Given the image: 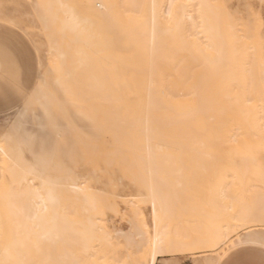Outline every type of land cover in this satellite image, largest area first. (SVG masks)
Instances as JSON below:
<instances>
[{"label": "bare ground", "instance_id": "obj_1", "mask_svg": "<svg viewBox=\"0 0 264 264\" xmlns=\"http://www.w3.org/2000/svg\"><path fill=\"white\" fill-rule=\"evenodd\" d=\"M231 2L32 1L51 69L28 102L64 135L33 151L12 131L18 111L0 139V264H165L213 252L220 230L237 248L259 239L264 32ZM125 186L140 194L120 196ZM120 200L149 204L152 232L109 229ZM158 234L166 250L153 257Z\"/></svg>", "mask_w": 264, "mask_h": 264}, {"label": "rangeland", "instance_id": "obj_2", "mask_svg": "<svg viewBox=\"0 0 264 264\" xmlns=\"http://www.w3.org/2000/svg\"><path fill=\"white\" fill-rule=\"evenodd\" d=\"M32 1L33 0H0V36L7 39L10 54L16 57L19 62L24 65V86L27 90L26 97H18L15 95V83L12 77V69L10 65L0 62V139L8 130L9 125L13 122V116H15L16 112L21 111L20 109H23V105L28 102L30 95L32 96L36 91L40 84L39 82H41L42 76L50 73L51 69V56L47 52L48 39L45 35V31H43L42 24L34 13ZM231 6L233 11H239L247 16L251 23L261 22L262 18H264V0H232ZM253 19L256 20L254 21ZM5 21L23 25V28L25 30L27 29L26 34H21L8 28L4 23ZM262 29L264 32V24H262ZM37 46L39 47V55L36 54ZM16 79L18 80L19 77ZM43 118L41 109L35 104L33 105L31 112L28 113L26 121L30 120L33 125H38V122ZM9 119L11 121H8ZM65 129L66 128L64 127L62 128V130ZM53 131L54 130L50 129L46 131L40 139L32 141L33 151L38 152L39 148H41V143L43 142H45V149L47 150L57 144L56 135ZM66 134V141L67 143H70L69 134ZM58 143L60 144L61 140H59ZM31 156V154L26 153V157L30 160H32ZM78 171L81 175H85L87 168L80 165ZM118 194L125 198H131L139 195L140 190L131 186H125L118 191ZM248 204L249 203H244V206H248ZM141 217L142 219H140ZM105 218V225L109 229L116 226L117 228L128 231L130 227L129 222L134 220V222L138 224L146 223L149 230L151 232L153 230V214L149 204L142 205V203H136L135 201V204L131 206L130 203H123L120 200L118 201V213H116V215L109 213ZM0 222L3 223L2 225L6 228L8 227L9 223L6 219L0 220ZM245 232L246 230L240 231L232 241L236 240L237 237ZM95 244L97 246V251L101 250L100 246L97 245L98 243L96 242ZM122 248V245L116 246L117 252L122 253V251H124ZM237 249H239V247ZM211 255H213V252L188 253L186 255H178L168 258L169 261L165 264H193L194 261H201L206 256ZM100 258L101 256L95 257L94 259L92 258L91 260L89 259L87 260V264H94L95 260L96 264L112 263V261L104 263L102 262L103 259L101 261ZM236 258L240 260L253 259L258 261L260 259V254L258 250L255 252L239 250V254Z\"/></svg>", "mask_w": 264, "mask_h": 264}, {"label": "snow or ice", "instance_id": "obj_3", "mask_svg": "<svg viewBox=\"0 0 264 264\" xmlns=\"http://www.w3.org/2000/svg\"><path fill=\"white\" fill-rule=\"evenodd\" d=\"M99 8L107 7L104 4L97 5ZM169 18H171V13H168ZM8 28L13 29L15 32L21 34H26V30L23 28V25H19L15 22H4ZM264 24V18L261 21ZM36 54L39 55V47L36 48ZM0 62L10 65L12 69V77L15 83L14 92L18 97H26L27 90L24 86V65L19 62V60L10 54L8 41L5 37L0 36ZM19 77L17 80L16 78ZM31 102H26L24 108L21 110L16 120L13 122L12 131L16 134H23L26 142H32L40 139L46 131L55 130L56 132V141L59 142L63 138L64 133L61 131L60 127L56 121L48 116L47 123L42 125H33L31 121H26V117L29 112L32 110ZM55 152V147L53 148V154ZM155 211V209H154ZM249 218L245 216L237 217L236 223L237 226L244 225L247 226L250 223ZM260 224V237L258 240L243 238L242 242L237 249V246L234 244H229L228 240L231 237L226 236L223 230H220L209 240V246L213 249L214 258L208 262V264H264V207L261 208L260 216L258 219ZM171 246V245H168ZM166 250L165 241L160 234L157 235L155 243L153 245L152 256L155 257L157 254L162 253ZM239 250L247 252L259 251L260 259L253 260H240L237 259ZM153 264H156L154 261Z\"/></svg>", "mask_w": 264, "mask_h": 264}, {"label": "crops", "instance_id": "obj_4", "mask_svg": "<svg viewBox=\"0 0 264 264\" xmlns=\"http://www.w3.org/2000/svg\"><path fill=\"white\" fill-rule=\"evenodd\" d=\"M0 252H1V249H0Z\"/></svg>", "mask_w": 264, "mask_h": 264}]
</instances>
